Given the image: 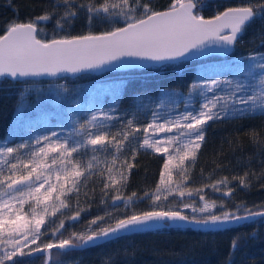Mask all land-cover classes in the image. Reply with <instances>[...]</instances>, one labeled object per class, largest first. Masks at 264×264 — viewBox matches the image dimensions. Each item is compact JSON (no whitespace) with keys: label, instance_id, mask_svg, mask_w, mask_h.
<instances>
[{"label":"snow or ice","instance_id":"6c2138e0","mask_svg":"<svg viewBox=\"0 0 264 264\" xmlns=\"http://www.w3.org/2000/svg\"><path fill=\"white\" fill-rule=\"evenodd\" d=\"M60 7L64 11L57 14L55 9ZM205 7L206 0H170L164 10H155L151 0H84L81 3L54 0V11L44 12L28 22L10 23L0 34V77L15 81L59 73L102 71L123 65L125 57L161 66L191 62L211 54L230 52L253 21L264 20V2L226 7L210 18L202 15ZM81 11L85 12L89 24L99 22L109 28L71 37L38 38L43 31L38 26L40 23L51 21L55 16V34L63 31L66 24L71 26ZM240 64L242 69L231 78L198 70L183 94V109L176 105L175 108L168 106L164 111L165 105L155 103L149 110L147 124H142L137 116L143 105L134 107L127 116L120 115L115 105L97 107L90 110L82 122L74 118L68 127L57 124V130L35 134L13 146H9L6 139L0 142V264H18L19 260L37 254L46 256L44 264H53L54 251L64 255L71 250L96 246L98 242L161 225L184 222L219 229L221 225L264 217V205L256 206L259 208L256 210L243 202L232 209L221 203L219 207L225 210L215 214L209 209L217 205L205 200L201 195L203 188L184 190L185 182L189 180L186 163L195 162L205 140L208 122L264 115V53H249ZM58 88L61 93L68 91L65 85H58ZM165 91L179 92L178 89ZM117 123L118 129L113 134L111 129ZM249 138L254 146L264 151V139L255 130L249 133ZM129 149L133 159L141 150H151L165 157L155 189L145 190L142 194L135 191L124 194L123 188L134 165L127 163L125 168L123 163L116 166V161ZM82 152L92 153L86 167H81V160L73 163V158ZM108 152L112 159L104 161L108 170L100 202L112 210L94 217L83 230L73 231L67 238L39 244L47 219L43 215L36 218L37 209L47 210L50 203L58 202L60 207L52 213L55 215L66 208L68 194L78 195L82 180L86 181L100 163L97 154ZM48 159L52 160L51 165L46 162ZM21 166L27 175L14 178ZM5 169L9 172L7 176L3 175ZM53 171L57 173L55 184L51 182ZM175 172L182 177L179 182L172 178ZM261 175L264 176V172ZM248 176L245 172L239 178L242 187L249 186L246 183ZM229 183L228 178L223 177L206 187L214 191L226 188L223 195L230 196L233 189ZM42 189L45 190L43 199ZM113 191L114 195L111 194ZM194 195H199L201 206L184 203L186 198L191 199ZM172 196L178 198V204L166 203ZM29 200L35 202L31 219L24 216L6 218V212H11L15 206L23 209ZM145 200L148 201L147 210H138L136 206ZM121 203L123 211L118 212ZM188 208L192 210L191 215L184 212ZM85 211L87 209L80 208L72 216L60 220L50 235H61L66 221L78 222ZM239 239L234 237L231 241L232 250L239 247Z\"/></svg>","mask_w":264,"mask_h":264},{"label":"trees","instance_id":"16d2710c","mask_svg":"<svg viewBox=\"0 0 264 264\" xmlns=\"http://www.w3.org/2000/svg\"><path fill=\"white\" fill-rule=\"evenodd\" d=\"M81 2L84 0H76V3ZM218 2H223V4L216 5ZM261 2L264 0H210L206 1L202 15L205 18H210L216 9L223 11L226 7H241ZM151 3L155 10H164L168 7L170 0H151ZM53 4L54 0H0V34H3L10 23L28 22L44 12L54 11ZM55 11L60 14L64 8L60 7ZM55 23V16L51 21L40 23L38 26L43 31L38 38L52 39L54 35L55 38L71 37L85 35L89 32L99 33L109 28V25L99 22L89 24L84 11L79 13L71 26L66 24L63 31L54 34ZM263 29L264 20L253 21L243 37L236 42L234 52L230 56L264 52V46L260 45V41L254 40ZM217 58L222 57L211 56L202 60L181 62L162 68L136 69L105 75H124L121 77H125V79L116 84L117 91L113 97L119 111L122 115L127 116L132 113L139 97L143 95L158 93L162 89L186 91L199 70L196 65ZM98 77L100 76L82 75L78 81L87 82ZM3 82L4 85H8V83L18 85L21 81H9L3 78ZM11 89L13 90L11 87L0 86V139L6 134L10 120L22 100L20 92L16 89H14L15 92H11ZM139 115L140 112L137 113L140 120ZM140 122L142 123L141 120ZM252 130H255L260 138L264 139V115L227 118L208 123L202 148L193 163L192 170L188 172V175L190 173L192 176V181L193 179L195 182L198 181L195 186L201 188L227 177L230 182L228 186L233 189V193L230 196H224L223 193L227 189L222 187L220 200L228 209L234 208L240 202L249 208L255 207L256 210H259L256 206L264 205V176L261 175L264 172V151L252 144L249 138V133ZM111 132L113 133V128ZM22 135L23 138H26L25 132H22ZM140 135L141 133H139ZM88 159H90L88 156L77 157V160H81V167L87 166ZM99 161L98 165L101 166L97 165L93 169V174L88 176L86 181L82 180L78 190L79 194H68L66 201L68 206L63 210L64 219L72 216L80 208H84L87 211L81 213L80 219L85 221V216L87 217L90 211L95 213V210H98L100 206H102L100 209H105L100 200L101 189L107 179L108 165L104 163L103 156H100ZM122 163L125 168L127 163L134 165L130 170L127 185L123 188L125 195L133 191L142 194L145 190L155 189L163 165V158L149 151L141 150L133 159L129 149L119 155L116 166ZM245 172L249 173L246 179L248 187H242L240 184L239 178ZM26 173L23 170L17 172V176ZM111 194L114 195L115 192L113 191ZM136 207L138 210H147V200L139 203ZM111 210L110 208L109 211ZM122 211L119 207L118 212ZM80 219L76 223L78 229L83 226ZM70 225L72 223L66 221L62 234L54 237L53 242L70 236L72 232L67 231ZM234 237L240 238L239 247L232 250L231 241ZM50 241L51 238L41 241V244ZM37 255H39V260L36 264H44L45 255ZM52 258L53 264H57V262L59 264H264V217L218 231L200 232L190 228L165 227L123 235L86 250H71L64 255L54 251ZM27 259L19 260L18 264Z\"/></svg>","mask_w":264,"mask_h":264},{"label":"rangeland","instance_id":"374dc122","mask_svg":"<svg viewBox=\"0 0 264 264\" xmlns=\"http://www.w3.org/2000/svg\"><path fill=\"white\" fill-rule=\"evenodd\" d=\"M206 1L209 2L210 0H206ZM221 4H223V2L216 3V5H220V6ZM217 11L218 9H216L214 14ZM262 33H264V29L254 40L257 42L260 41V45L264 46V35H262ZM255 53L261 54L264 52H255ZM230 55L222 58L209 60L197 64L196 66L198 67L199 70L203 69L204 71H207L209 73H218L222 76L231 78L242 69L243 65L240 64V60L248 56L249 54L243 56H235V57H231ZM154 68L156 67H150L148 69H154ZM157 68H162V67H157ZM109 73H113V72H109ZM81 76H78L77 78H73V79L63 77L54 80H46V81L23 80L21 82L18 81L20 82V84L18 85H16L15 83L13 84L8 83V85H4L3 78L0 77V86L13 88V90L11 89V92H15L14 89H16L18 92H20V96H22L21 98L22 100L19 103V107L16 109L12 119L10 120L9 128L6 134L4 135V137L0 139V142L6 139L9 142V146H13L16 143H19L22 139H27L28 137L33 136L35 134L45 133L47 130H57L56 129L57 124L64 127H68L70 125V121H72L74 118H79L82 122L83 119L87 117L89 111L97 107L109 108L114 105L116 106V102L113 97L117 91L116 84L121 83V81L125 79V77H121L124 75H105V76L101 75L100 77L95 79H90L87 82L78 81ZM213 78L216 77L214 76ZM69 80H73V81L70 82ZM25 81H27V83ZM58 85H65L68 88V91L66 93H61L59 91ZM165 90H170V89H162L158 93L146 94L139 97L138 102H136V107H139L140 105L144 106L141 109L139 115L140 120L142 121L143 124L148 123L147 117L150 115L149 110L152 109L155 103H162L163 105H165L164 111L168 110V106H172L173 108H175L176 105H180V109L181 110L183 109V99H184L183 94L186 93L187 90L186 91L179 90V92H175V93L172 91L166 92ZM196 106L197 107L199 106V101H197ZM119 114L122 115L120 111ZM117 129H118V123L116 126L113 127V133H115ZM22 132H25L26 138H23ZM21 136L22 139H20ZM140 137L141 138L143 137L142 132ZM201 148L197 153V157ZM148 151L154 153L151 150ZM91 155H92L91 152L86 154L82 152L78 157L82 158L88 156V158H90ZM156 155L163 158V164H164L165 157L162 154H156ZM97 156L98 159H100V156H103L104 159L110 161L112 154L111 152H108L107 154L98 153ZM76 161H77V157H74L73 163H76ZM46 162L50 165L52 164L51 159H48ZM57 162L59 161L57 160ZM100 166L101 165H98V167ZM193 166H194L193 163H186L188 172L192 170ZM30 170L31 169L29 168V171ZM20 171H23L22 166L17 172ZM3 175L5 176L9 175L7 169L4 170ZM25 175H27V173ZM45 175L47 176L49 174L45 173ZM56 176L57 173L53 171L51 173V182L53 184L56 183ZM191 177L192 176H190L189 173V180L185 182V188H184L186 192L189 189L195 190L201 188L195 186V184L198 183V181L196 180L197 182H195L194 179L192 181ZM14 178H18L17 173ZM172 178L174 181L177 182H179L182 179L179 172H175ZM159 179H160V175H159ZM165 179H167V175L165 176ZM60 183L63 184L64 180L61 179ZM202 188L204 189V191L201 193V195L205 196V200L209 203L215 202L217 205L216 208H210L209 209L210 212L219 214L221 211L225 210L224 208L219 207V205L223 203L220 200V191H214L211 187H206V186ZM44 191H45L44 189L41 190V194H40L41 199H43ZM11 203H13L14 205L16 204V202H11ZM166 203L178 204L179 201L177 197L172 196L169 198V200ZM184 203H189V204L195 203L197 207L201 206L199 195H194V197L191 199L186 198L184 200ZM102 205L105 206V209L104 208L100 209L102 207L100 206L98 210H95V213L93 211L92 212L90 211L87 217L85 216L84 220L86 222L80 219L82 221L80 223H82L83 226H81L79 229L76 227L77 222L75 223L71 222L72 225L68 227L67 231L79 232L84 229V227L91 219H93L96 216H102L106 210L108 211L110 210V208L107 207L106 204H102ZM34 207H35V202L29 200L28 202L25 203L23 209L19 208L18 206H15L13 207V210L11 212H6L5 215L6 218L8 216H11L12 219H16L17 216H24L27 219H31L32 216L31 210ZM59 207H60L59 203L55 202V203H50L47 210H45L43 207L37 209L36 218H39L41 215H43L47 219L46 226H42L43 232L40 237V240L38 241L39 244H41V241L49 240L50 238L51 241L55 240L54 237L50 235L51 232L50 228H55L59 224L60 220L64 219L63 217L64 208L57 211L55 215H52L54 209H58ZM119 207H121V209L123 210L124 206L119 205ZM117 211H119V208L117 209ZM184 212L187 215L192 214L191 208L184 209ZM5 239H7V235H5ZM38 258L39 255H35L29 257L27 260L19 264H36V262H38L39 260Z\"/></svg>","mask_w":264,"mask_h":264},{"label":"water","instance_id":"95a60500","mask_svg":"<svg viewBox=\"0 0 264 264\" xmlns=\"http://www.w3.org/2000/svg\"><path fill=\"white\" fill-rule=\"evenodd\" d=\"M233 51H234V48L228 53L211 54V55L207 56L206 58L211 57V56L226 57V56H229L230 54H232ZM201 59H204V58H200V59H196V60H201ZM123 60L125 61V63L123 65H121L119 67H114V68H105L102 71H86V72L77 73V74L59 73L57 76H47V75H45V76H36V77H25V78H19V79L15 80V81H23V80H36V81H38V80H54V79H58V78H61V77H70V78L73 79V78H77L78 76H81V75L101 76V75H103L105 73H109V72H126V71L136 70V69H148L150 67H162L160 64H157L155 62L139 61L136 58L125 57V58H123ZM129 61H131V62H129ZM178 63H180V62H178ZM9 80H11V79H9ZM11 81H13V80H11ZM260 218H262V217H257V218L254 219V221L257 220V219H260ZM249 222H253V221H241L239 224H225V225H221L219 227V229H214L211 226H203V225L197 226V225H194V224L193 225H189V224H186L184 222H178V223L170 224V225H167V226L161 225L158 228H153L151 230H146V231H152V230L165 228V227H167V228L179 227V228H190L192 230L200 231V232H209V231H218V230L229 229V228L240 226L242 224L249 223ZM111 240H114V239H111ZM103 243H105V242H98L96 246L101 245ZM89 247H92V246H89ZM89 247H86V248H89ZM86 248H83V249H86ZM83 249H79V250H83ZM45 258H46V256H45Z\"/></svg>","mask_w":264,"mask_h":264},{"label":"bare ground","instance_id":"6f19581e","mask_svg":"<svg viewBox=\"0 0 264 264\" xmlns=\"http://www.w3.org/2000/svg\"><path fill=\"white\" fill-rule=\"evenodd\" d=\"M1 78H3V77H1ZM61 78H63V77H61ZM67 78H70V77H67ZM7 80H9V79H7ZM9 81H11V80H9ZM93 247H96V246H92V247H89V248H93ZM86 249H88V248H86ZM86 249H83V250H86Z\"/></svg>","mask_w":264,"mask_h":264}]
</instances>
